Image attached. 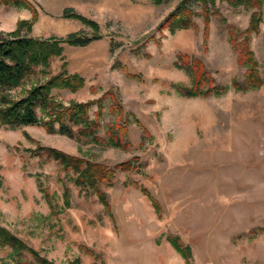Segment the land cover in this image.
Masks as SVG:
<instances>
[{
  "label": "rangeland",
  "instance_id": "374dc122",
  "mask_svg": "<svg viewBox=\"0 0 264 264\" xmlns=\"http://www.w3.org/2000/svg\"><path fill=\"white\" fill-rule=\"evenodd\" d=\"M20 1L0 6V36L101 38L84 48L64 46L46 71L36 68L0 91V108L64 65L84 85L75 93L51 90L54 100L64 106L91 102L94 119L97 100L107 95L98 136L105 139L108 124L125 120L130 147L48 134L41 125L46 116L39 112L40 124L0 123V227L54 264H264V232L251 233L264 228V84L235 89L246 69L225 30L230 24L244 31L251 11L217 1L220 17L210 18L205 35L201 17L193 18L196 30L172 34L162 23L181 0ZM260 15L249 47L264 79V8ZM180 54L202 63L210 87L226 90L196 98L176 94L172 85L192 84L176 67ZM114 103L117 113L110 111ZM38 147L108 167L137 158L139 171L120 172L110 185L100 184L105 204L93 191L75 186L73 174L56 162L31 156ZM168 237L189 248L191 258L185 260ZM23 259L35 264L28 255ZM16 260L11 248L0 245V264Z\"/></svg>",
  "mask_w": 264,
  "mask_h": 264
},
{
  "label": "trees",
  "instance_id": "16d2710c",
  "mask_svg": "<svg viewBox=\"0 0 264 264\" xmlns=\"http://www.w3.org/2000/svg\"><path fill=\"white\" fill-rule=\"evenodd\" d=\"M147 1L159 5L168 0ZM217 1L225 3L233 9L242 7L251 11L248 26L244 31H239L230 24H226L225 30L229 44L237 50V62L246 69L245 81L242 85L235 83V89L247 90L260 87L264 84V79L258 76L257 63L252 51H250L249 44L251 35L258 34L261 23L260 11L264 8V0H181L175 10L164 20L162 27H166L172 34L177 30H196L197 26L193 18L201 17L205 25L203 30L205 35L210 18L220 17L215 6ZM20 2V0H0V6L20 5ZM195 7L200 9L199 13L195 11ZM68 15L70 18L91 24L76 14L69 13ZM222 21L225 22L224 19ZM100 38L99 34L84 36L78 33L69 34L61 39H32L21 37L17 33L8 34L6 37L0 36V91L15 87L22 78L34 74L36 68L41 67L46 71L49 68L51 59L62 54L64 46L84 48ZM176 67L184 70L192 79V84L189 87L172 85L179 96L189 98L208 97L220 95L222 91L226 90L210 87L212 80L209 79L202 63L194 58L180 54L177 58ZM64 68L63 65L58 74L50 77L42 84L34 86L25 97L8 104L5 108H0V123L11 128L40 124L39 112L46 116L41 125L48 134H57L67 138H82L104 147L128 149L130 146L125 139L127 135L125 120L112 125L108 124L105 139L98 136L101 129L99 119L102 101L107 95L97 100L96 103L99 104V108L94 119L89 116L91 102L70 103L64 106L54 100L51 90H67L75 93L84 85L82 77L77 74L68 75ZM110 111L117 113V111H120V107L114 103L110 107ZM118 119H122L120 113ZM31 156L45 157L47 160L56 162L64 172L73 174V184L75 186L93 191L99 196L100 201L105 204V196L99 189L100 184L110 185L117 173H137L139 171V163L136 166L133 164L137 161V158L108 167L83 157L67 155L52 148L38 147L31 152ZM64 190L66 192L67 188ZM142 192L147 194L144 189H142ZM152 204L155 208L159 207L154 201ZM262 232H264V228H259L251 233L256 236ZM168 241L185 260L191 258L190 249L182 247L177 238L168 237ZM0 245L12 249V252L17 256V264H30L23 259L26 255L31 257L35 264H54L39 256L37 252L1 227Z\"/></svg>",
  "mask_w": 264,
  "mask_h": 264
}]
</instances>
